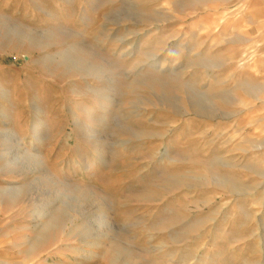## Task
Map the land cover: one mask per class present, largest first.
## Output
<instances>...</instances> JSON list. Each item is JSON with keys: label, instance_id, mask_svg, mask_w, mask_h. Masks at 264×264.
Returning <instances> with one entry per match:
<instances>
[{"label": "rangeland", "instance_id": "1", "mask_svg": "<svg viewBox=\"0 0 264 264\" xmlns=\"http://www.w3.org/2000/svg\"><path fill=\"white\" fill-rule=\"evenodd\" d=\"M0 264H264V0H0Z\"/></svg>", "mask_w": 264, "mask_h": 264}]
</instances>
